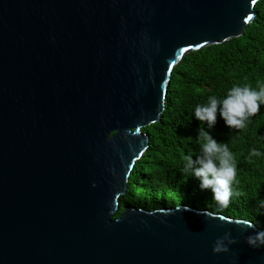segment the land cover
Returning <instances> with one entry per match:
<instances>
[{
  "label": "water",
  "instance_id": "1",
  "mask_svg": "<svg viewBox=\"0 0 264 264\" xmlns=\"http://www.w3.org/2000/svg\"><path fill=\"white\" fill-rule=\"evenodd\" d=\"M260 1L0 0V264H264L251 220L118 215L174 69L244 36Z\"/></svg>",
  "mask_w": 264,
  "mask_h": 264
},
{
  "label": "trees",
  "instance_id": "2",
  "mask_svg": "<svg viewBox=\"0 0 264 264\" xmlns=\"http://www.w3.org/2000/svg\"><path fill=\"white\" fill-rule=\"evenodd\" d=\"M244 36L188 54L174 69L167 106L159 122L143 129L150 135V147L135 163L128 178L127 194L119 198L120 210L127 206L145 211L180 206L197 207L254 222L264 229V209L257 207L264 197V155L246 157L250 148L264 154V105L251 117L246 129H229L217 114L213 129L218 141H225L237 160L238 193L229 206L220 209L212 194L199 187V180L180 172L183 156L199 153L195 141L200 122L191 114L209 96L223 98L233 85H249L258 90L264 82V0L257 3L255 20Z\"/></svg>",
  "mask_w": 264,
  "mask_h": 264
},
{
  "label": "clouds",
  "instance_id": "3",
  "mask_svg": "<svg viewBox=\"0 0 264 264\" xmlns=\"http://www.w3.org/2000/svg\"><path fill=\"white\" fill-rule=\"evenodd\" d=\"M258 90L249 85H233L223 98L215 95L207 98V103L197 104L192 116L200 122L195 141L199 145V153L193 158L189 153L183 156L180 172L183 177L192 176L199 180V187L208 190L220 209L227 208L230 200L238 193L233 185L237 182V160L228 143L218 141L211 134L217 114L229 129L236 131L246 129L251 117L255 116L264 105V82H257ZM208 129V130H206ZM261 151L250 148L246 159L261 157ZM257 207L264 209V197L258 196ZM227 241V243H225ZM233 241L228 232L218 237L212 247L214 253L227 252L228 245ZM249 246L259 248L264 246V231L247 237Z\"/></svg>",
  "mask_w": 264,
  "mask_h": 264
},
{
  "label": "rangeland",
  "instance_id": "4",
  "mask_svg": "<svg viewBox=\"0 0 264 264\" xmlns=\"http://www.w3.org/2000/svg\"><path fill=\"white\" fill-rule=\"evenodd\" d=\"M234 200H236V199H233V200H230V201L234 202Z\"/></svg>",
  "mask_w": 264,
  "mask_h": 264
},
{
  "label": "bare ground",
  "instance_id": "5",
  "mask_svg": "<svg viewBox=\"0 0 264 264\" xmlns=\"http://www.w3.org/2000/svg\"><path fill=\"white\" fill-rule=\"evenodd\" d=\"M139 161V160H138Z\"/></svg>",
  "mask_w": 264,
  "mask_h": 264
}]
</instances>
